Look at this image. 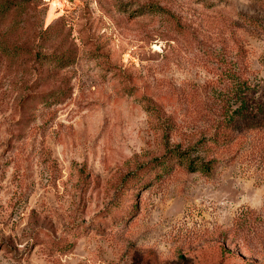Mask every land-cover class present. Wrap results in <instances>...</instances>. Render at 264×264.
Masks as SVG:
<instances>
[{"label": "rangeland", "instance_id": "374dc122", "mask_svg": "<svg viewBox=\"0 0 264 264\" xmlns=\"http://www.w3.org/2000/svg\"><path fill=\"white\" fill-rule=\"evenodd\" d=\"M238 97L264 0H0V264H264V130L181 160Z\"/></svg>", "mask_w": 264, "mask_h": 264}, {"label": "trees", "instance_id": "16d2710c", "mask_svg": "<svg viewBox=\"0 0 264 264\" xmlns=\"http://www.w3.org/2000/svg\"><path fill=\"white\" fill-rule=\"evenodd\" d=\"M60 62H64L60 59ZM239 88L241 85L239 84ZM237 107L234 110L227 111L223 109L222 115L216 121L211 129L210 144L215 152L212 154L219 155L208 161L204 158L192 159L191 157L181 158L185 161L187 168L190 172H202L210 174L216 169L219 159H226V156L235 157L244 145L245 139L253 133H260L264 130V106L260 105L255 99L243 100L237 98ZM226 110V111H225ZM231 112V114H229ZM193 145L192 148H194ZM233 155V156H231ZM221 161H223L221 159ZM220 161V162H221ZM219 164V163H218Z\"/></svg>", "mask_w": 264, "mask_h": 264}, {"label": "bare ground", "instance_id": "6f19581e", "mask_svg": "<svg viewBox=\"0 0 264 264\" xmlns=\"http://www.w3.org/2000/svg\"><path fill=\"white\" fill-rule=\"evenodd\" d=\"M56 15H57L56 14V1H53L51 4V9H50L48 17H47L48 23L52 22L54 20V18L56 17Z\"/></svg>", "mask_w": 264, "mask_h": 264}]
</instances>
